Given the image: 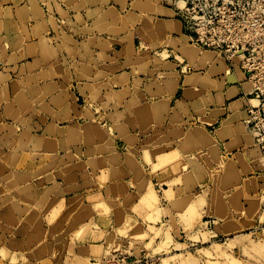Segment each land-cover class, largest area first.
Wrapping results in <instances>:
<instances>
[{
  "label": "rangeland",
  "instance_id": "374dc122",
  "mask_svg": "<svg viewBox=\"0 0 264 264\" xmlns=\"http://www.w3.org/2000/svg\"><path fill=\"white\" fill-rule=\"evenodd\" d=\"M12 1L14 10L15 8H20L19 4L22 0L20 2L19 0ZM40 1L41 10H43L44 14L48 15L49 24L51 25V30L48 35L49 39H43L39 42L41 49L48 40L49 48L57 46L58 51L66 50L68 57H71L73 63L67 66L63 58L61 61L55 60L46 51L37 54L28 49L29 45L34 42L31 40L36 39L37 36H42L43 32L40 29V24L27 27V21L21 20L20 15H17L21 23V29L7 32L0 25V44L3 45L1 50L4 58H7L9 54L12 55L10 61L14 63L12 71L15 72L12 79L9 76L0 79V105L6 99L5 114L8 115H6L8 117L7 119L12 123L8 125V129L15 138L20 136L21 139H27L28 136L38 135L39 137L42 136V138H45V141H54L53 148H51L46 146L45 141L37 142V139H31L32 137H29L32 140L31 148L34 150L33 154L30 155L25 152L24 158L17 165L14 160L12 162L14 167L12 171L8 167H1L3 162L5 164V161L0 162V264H89L85 260L75 259L73 257L70 251L71 249L68 248V238L73 233L77 240L85 237L90 233L92 228L96 229L98 226V224L91 222L92 216H94L93 214L97 213L102 217L103 213L109 211L110 206H116L118 204L108 199V189L105 192L108 201H105L101 195L104 184L109 182V172L106 171L107 166L108 164L118 166V169H111L114 180L118 178L119 171L123 166L121 164L122 156L125 157L123 163L127 164L131 170L135 166L141 168L134 160L139 148H142L145 154L149 153L154 158V170H162L166 173L165 175H169L167 172L171 170H176L177 173L181 174V172L177 171L178 168L181 171L182 168L186 170L191 166L199 172L203 171L205 173V176L199 175L197 177L201 179L199 183L193 181L191 176L185 178V181L183 180L185 185H187L186 187H188L187 197L185 196L186 198L182 200L184 203L192 202L195 199L197 204H205L208 200L216 206L219 203H229L232 209L235 207L234 203L238 202L241 206L233 209V216L226 212L225 215L227 214V216L223 215L220 222L215 219L204 218L202 223L196 224L197 227L194 228V231H192V228L195 225H187L186 228L191 232L188 234L189 239L184 237V233L181 234L182 238H180L179 232L174 228V237H172L170 235L173 230L172 227L168 226L166 228L163 223L158 230L155 229L154 225L150 227L151 234L149 235L143 231V225L137 224L134 219L130 218L127 220L126 225L118 231V234L120 236L131 234V239L125 238L122 240L123 237L117 238V233L111 231L108 246L114 252L107 254L104 259L105 264H264V206H262L264 203V111L257 112L253 116L254 122L252 124H246L247 117L243 108L244 106L240 110L241 118H243V123L247 130L244 129V132L249 138V140L245 139L247 142L245 144L247 146L246 148L253 149L254 152L252 153L255 154L254 157H252L254 154L251 156L247 154L246 159L243 157L242 163L243 165L250 163L256 165L257 170L262 175H257L250 164L243 171V176L247 177L242 178L239 175L237 182V178L232 182L223 175L227 169H233L235 167L236 163L234 161H238L242 157L239 151L231 153L232 148L239 147L240 145H227L226 150L222 153L214 141L213 136L214 129L217 125L207 129L205 133L201 129H196V139L188 138V142L178 145L184 155L189 157V162L185 163L183 160H180L182 165L179 163L180 167H177L178 157L175 153L177 149L174 147L172 141L182 135L187 137L190 134V137L193 136L192 130L186 131L183 129V125L185 124L177 116V109L181 107L182 102H179L180 104L177 103L176 107L173 106L171 109L166 107L167 110H164V106L162 105L163 108L161 110L154 114L152 113L150 117H145L146 119L136 112V107L140 103L150 105V109L153 110L155 107L154 103L161 105L162 102L157 103V101H164V99H169L173 95L172 88L175 87V83L171 82V80H173V77L178 78L179 74L176 72V66L182 63L183 60H187L176 45L178 42H182L183 46L190 47V43L181 37L177 39L178 35L168 37L166 34L158 31L159 25L175 23L171 18L157 17L159 14L162 15V2L172 4L174 1ZM7 2L9 0H1L0 8L2 6L6 7ZM234 3L237 6L235 13L236 23L240 28L249 27V33L254 35L257 41H259L249 51L256 49L254 53L262 61L264 59V0H234ZM11 9L7 10L10 11ZM71 15H74L73 18ZM83 17L89 21L99 18V22L109 18L111 20L110 24H106L108 25L109 32L114 35L123 34L122 40L120 41L106 39V42L110 44L123 43L133 33L137 48L130 53V60H127L123 66H114L112 62L123 56L121 53H114L112 51V58L107 57L105 54L109 50H103L99 46V43L104 41L103 38L105 37L95 27L91 29L87 28L86 21ZM141 18L143 19L141 20ZM103 25L105 24L103 23ZM51 31L54 33L52 34ZM142 31H145V35ZM38 33L39 35H37ZM86 35H91V37L87 39V42H84V36ZM32 45L34 46V44ZM71 45L75 48L81 45L80 49H85L89 55V60L87 61L84 56H80L79 52L76 54L72 52L71 54ZM193 46L191 47L200 53L201 51L210 53L208 66L206 65L200 71L190 68V70L185 69V73H183L184 76L189 77V84L186 85L185 95L187 98L197 101V103L196 101L193 103L195 112L202 114L205 111L207 112L210 106L217 105V103H210L211 92L213 95L217 92L213 88V83H207L205 81L206 69L209 66L211 68L219 67V71L215 72L212 77L215 76L214 79L216 80H221L220 78L223 77V87L224 84L233 83L235 76L233 69L229 71L230 65L227 64L226 67L222 58L215 57L208 50L203 51ZM24 47H26L29 57L33 58L37 63L35 68H40L39 62L42 61L41 69L47 71L49 75L48 78L43 80L54 77L51 71H49L50 69L57 72L59 70L63 71L64 69L65 74L61 77L63 78V83L50 81L54 85V88L51 90L42 88V91H46L47 93V91L61 89L65 93L68 92L72 88L70 81V75L72 73L77 80L78 90L81 93L83 91H89L90 96L85 97V102L81 100L76 102L73 95H70L74 99L73 106L76 103L79 106H75V108L80 111V117L85 119L89 118V120H82L79 123H75L76 125L83 124V126L79 127L77 125L79 128L61 129L60 131L62 133H58V135L53 133L49 134L47 128L42 129L47 120L45 117L40 116V113L48 114L50 111L48 109L49 106H53V108L55 106L59 107V104L56 103L54 98L46 100L43 97L32 102L38 106L36 109L33 107V113L31 112L29 116L31 119L33 117L37 118V122H39V124L35 125V131L25 127L29 111L25 110L23 112L22 100L17 94H13L15 92V85H19L20 88L27 86V84L20 83L21 81L17 82V80L23 76L26 67L28 70H31L30 65L26 63V56L28 55L24 54ZM89 47L100 49L96 60L94 51H88ZM145 47L148 48L145 49ZM119 49L118 47L117 50ZM7 50L10 52L7 53ZM166 50L170 52L167 53L165 52ZM107 60L113 66L105 67L101 65L98 73L96 62H104ZM25 63L26 66L23 65ZM237 63L238 61L235 60L234 71L241 80L248 83L247 92H249L252 89V83L243 78L241 70L236 65ZM16 66H20L18 70ZM188 66L191 68L195 67L189 62ZM123 67H130L133 74H137L131 88H125L126 90L124 92L122 91L123 88H120L121 90L114 89L113 86L106 84L102 86L100 84L101 79L106 78L109 74L122 71ZM103 69H106L105 74ZM140 74L143 75L140 76ZM202 75L204 78H201ZM54 78L52 80H55ZM57 78L59 77H56V80ZM7 81H11L10 86L6 83ZM142 83L145 84L144 90L148 97L140 93L139 88ZM159 88L164 90L163 93L158 91ZM9 90L12 94L10 97ZM120 91L123 93H119ZM102 92L104 93L103 95ZM178 93L180 95L181 92L179 91ZM28 94L34 99L33 90H29ZM241 97L243 101L241 100L238 108H241L242 102L244 105L245 101L252 98L246 97L244 99L243 95ZM207 102H209V106H206ZM229 102L226 101V106ZM253 103L256 104L255 101ZM16 105L17 107H15ZM91 105L95 107V113L98 117L90 111L89 106ZM16 108L18 110L14 112ZM11 109L13 113L8 114ZM20 111L22 113L19 115ZM171 111L174 117L167 122L168 115ZM188 114L187 108L185 107L184 115L188 116ZM134 117L138 120L139 129L144 131L145 135L142 137V141H140L139 129L133 122ZM188 120L193 121L191 115L188 116ZM177 124L180 125L179 128H177ZM71 134H74V136H71ZM55 135H57L56 138H54ZM243 135L239 134L238 137L243 138ZM112 141H116V145ZM41 142L43 149L42 145L40 146ZM124 147L126 148L125 150ZM245 150H242L243 156L247 152ZM166 152L167 154H165ZM92 155L97 158L93 157L91 159L90 157ZM103 155H107V158L102 159L101 156ZM80 156L88 157L89 159L85 162V159H79ZM73 162H78V164ZM227 163L230 166H228L229 168L227 167ZM243 165L241 166L243 167ZM101 168L103 169L101 170ZM22 169H24L23 173L20 172L23 171ZM49 170L55 173L47 178H43V174ZM76 171L83 173L81 177L77 178L75 175ZM88 171L90 172L89 174ZM134 173L135 179H137L145 175L146 172L140 170L139 173L136 171ZM56 180L61 182L63 186L67 185L65 191L75 194L74 196L80 191L81 187L76 186L74 188L68 185L76 184L77 180H80L84 185L83 187L89 190V194L97 193L95 195L91 194L87 198L88 204L92 203L95 205L92 208L88 206L84 207L83 200L78 197L66 201V192L59 189L60 184H56L51 191L58 189L59 195L61 197L64 196V198L60 201L57 199L49 200L51 193L50 190L49 192L46 191L45 185L53 184L57 182ZM31 181L37 187L32 186ZM207 184H210L209 189ZM34 188H37V191H34ZM114 188L115 184L113 183L111 184V189L114 190ZM137 189L138 192L136 194L133 193L131 196L127 195L123 199V205L129 207L131 202L137 199V194L144 193L146 188L145 186H140ZM238 189L239 196H236L238 198L236 200L232 196L234 197ZM40 194H42L41 199L36 200L38 199L36 196H40ZM181 194L185 195V193L178 192L177 196ZM139 203L152 210L159 205V198L157 194L152 193L148 189L143 197L139 199ZM31 205L35 207L33 208L34 212L31 211ZM190 208L192 209L190 210L188 208L187 213L192 214L194 212L193 215H195V206H190ZM238 208L243 209L239 210ZM250 210L251 212H249ZM82 212H86L87 214ZM261 212L262 215L259 216ZM42 215L47 223L43 221ZM248 219L251 220L249 221ZM52 222H56L53 227H51ZM65 224H68L67 228L60 239H58L56 236L64 228ZM100 224L107 226L105 223H102V220H100ZM127 231L129 232L127 233ZM233 232H235L234 235H230ZM102 233L103 235L105 234L104 232ZM221 233H224L225 237L221 236ZM184 252H189L192 255H181ZM94 264H100V262L96 261Z\"/></svg>",
  "mask_w": 264,
  "mask_h": 264
},
{
  "label": "crops",
  "instance_id": "0c3cea01",
  "mask_svg": "<svg viewBox=\"0 0 264 264\" xmlns=\"http://www.w3.org/2000/svg\"><path fill=\"white\" fill-rule=\"evenodd\" d=\"M19 2H20V0H19ZM13 5H14L13 1L9 0V2H7V4H6V7L2 6L0 8V25L2 26L1 28L7 32L21 29V23H20V20L17 18V15H20L21 20H24L25 22L27 21L26 22L27 27L28 26H34L37 22H39L38 24H40V29L43 32L42 36H37L36 39L32 38L33 40H31V41H34L32 43V44H34V46L32 44H30L28 49L32 50V52H36L37 54L46 51L47 53H49V56L55 60L61 61L62 58L65 59V61H66L65 63L67 64V66H70L73 63V60L71 59V57H68L66 50L65 51H58L57 46L49 48V45L47 42L48 40L46 41V44L42 49L39 45V42L41 40L49 39L48 35H49V31L51 30V25L49 24V17H48V15L44 14L43 10H41V6H40L41 1L40 0H22V2L19 4L20 8H18V9L15 8L16 11L12 7ZM10 8H12L10 11L7 10ZM161 12H162V15L159 14L157 17L161 16L162 18H171L175 21V23L173 22V24L168 23L166 25H159L160 27H159L158 31L162 32V34H166L168 37H171L172 35H175V36L178 35L177 39H180V37L183 38L182 36L184 35L187 38V42H188V37L185 34L183 24L181 23V21L177 17H175V13H174L172 4L162 2ZM73 16L74 15H71L72 18H73ZM83 18L86 21L85 23H86L87 28L91 29L92 27H95L96 30L99 31V33H101V35H103L105 37V38H103L104 41H101L99 43V46L103 50H109L105 54L107 57L109 55V58L110 59L112 58V51L114 53H119V54L121 53V55L123 56V57L112 62V64L114 66H116V65L123 66L125 64V62H127V60H130V56H131L130 53H132V51H134V49L137 48L135 45V38L133 36V33L123 43L110 44V43L106 42V39L110 40V41H120V40H122L123 34L114 35V34L109 32V28L107 27L108 25H106V24H110L111 20L109 18H107L106 20H101L100 22H99V18L96 19L97 21L96 20H90L89 21V20L85 19V17H83ZM146 18H148V17H146ZM142 19L143 18H141V20ZM103 23L105 25H103ZM51 32H52V34L54 33L53 31H51ZM142 32L145 35V31H142ZM37 35H39V33ZM84 37H85L84 42H87V39L90 38L91 35H86ZM84 42H82V43H84ZM178 43L176 45L177 48L185 56V53L183 51L184 47H183L182 42H178ZM2 46L3 45L0 44V79H2V78L4 79L6 76L11 77V79H12V77H14V75H15V72L12 71L14 68V63H13V61H10L12 55L9 54V56H7V58H4L2 50H1ZM116 47H117V49H118V47L120 49L117 50ZM80 48H81V45H78L76 48L71 45V47H70L71 54H72V52L75 54L77 52H79L80 56H84L85 59L88 61L89 55L86 53L85 49H80ZM147 48L148 47H145V49H147ZM99 50L95 49L94 47L88 48L89 52L94 51L95 60H96L97 55L99 54ZM9 52L10 51L7 50V53H9ZM23 52H24V54L28 55L26 47H24ZM28 52L30 53V51H28ZM165 52L168 53L170 51L166 50ZM26 57H27L26 63H28L30 65L31 70H28L26 67L23 76L19 80H17V82L21 81L20 83H23V84L28 83V84H27V86H22V88H20L19 85H15L14 86L15 92L13 93V94H17V96L22 100L23 112L25 110L29 111L28 115H27V123H26L25 127L27 129L31 128V129H33V131H35V128H36L35 125L39 124V122H37L38 121L37 118L33 117L31 119L29 116L31 115L30 114L31 112L33 113V107L36 109L38 106L36 104H33L32 102H34V100H36V99H42L43 97L46 100L47 99L49 100L50 98H54L56 100L57 104H59L60 102H62V103L59 104V107L55 106V108H53V106H49L48 103H46L49 106L48 109L50 110L49 111L50 114L49 113L48 114L40 113V116L45 117V119L47 120L46 124L44 125V128H42V129H45V128L49 129L48 127H50V126L53 127L54 129H57V131H59L60 129H65V128L73 129V128H77L75 123H79V121H82V120H87V119L89 120V118L85 119L83 117L78 116V113L80 111L77 108H75V106L76 107H79V106L77 103L74 104L75 106H73V104H72L74 99L71 98V96H70L71 94L76 99V102H78L80 100L85 102V97L90 96L89 91H83L82 90L83 88H82L81 90L83 91V93H81L78 90L77 80L74 78L73 73L70 75V81L72 83V88L69 90V92L65 93L61 89H57L54 91H47V93H46V91H42V88H45L46 90H51L54 88V85L50 81H53L54 83H56L55 81H57L58 83H63V81H62L63 78H61V77L65 74L64 69H63V71L59 70L58 72L52 71L50 69L49 71H51L52 75L55 78L56 77H59V78H57V80H56L54 77H52V78H50L51 80L50 79L43 80L45 78H48L49 75H48L47 71H43V69H41L42 61L39 62L40 68H35V66L37 65L35 60H33V58L29 57V55ZM187 60L186 59L183 60L182 63L177 64V66H176V72H178L179 74H178V78L173 77L172 78L173 80H171V82L175 83V87L172 88V93L174 92L173 95L169 99H164V101H161L160 98H159V100L161 102H166L167 107H169V109H171V107H173V106L176 107L177 103L182 102L181 107L177 109V116L185 124V125H183V129L186 131L193 130V129H195V130L196 129H199V130L204 129L206 131L207 129L211 128L212 126L217 125V127L214 129L213 136H214V141L217 143V145L221 149L222 153H224V151L226 150L227 145H229V146L240 145L239 147L232 148V150H231V153H234V152L236 153V151H239V154H241L242 157H240L238 159L239 162L234 161V163H236V165L233 169L232 168L227 169L226 172L229 173L227 176H228L230 181L234 182L235 179L237 178L236 179V182H237L239 175L242 178L247 177V176H243V171H244V169L247 168L246 166L250 165V164L253 168V171H255V173H257V175H262V173L259 170H257L256 165H253L252 163L247 164V165L246 164L243 165V163H242L243 162L242 161V159H243V154H242L243 151L242 150L243 149L248 150V148H246V145H245L247 143L245 138H244L245 135H243L244 137L242 136L244 139L241 137L240 138L238 137L239 134H246L244 132L246 130V128L244 126L243 118H241V112H240V110L242 109V106H243V102L241 104V108H239L237 111H235L236 113H234L230 107V103L232 100L240 99V101L241 100L243 101L241 95L248 93L247 92V84L248 83H245L244 80H241V78L237 75V73H235V71H233L234 76H235V81L231 84H228V83L226 85L224 84V87H223V80H222L223 77L220 78L221 80H216V79H214L215 76H213V77L211 76L212 80L217 81V83H215L217 88L215 87V85L213 86L214 90H216L217 93L215 95H213V93L211 92L210 103L211 104L217 103V105L216 106H210L208 108V111L207 112L205 111L202 114L196 113L195 107L193 106V103L196 100L187 98L185 95V90L187 88L186 85L189 84V77L184 76L183 73H185V69H188V70L197 69V71H200V70H202V68H204L206 66H202V65H200V63L199 64L197 63L195 65L192 64L196 68L195 67L191 68L188 66V62L190 64H191V62L189 61L188 58H187ZM26 63L23 65L26 66ZM96 63H97L96 65L98 68V71H97L98 73H99L101 65H104L105 67L113 66V65H110L111 63L108 60L104 61V62L97 61ZM225 65L227 67L226 63H225ZM19 67L20 66H18V67L16 66L17 70L19 69ZM210 69H211V67L209 66L206 69V71L210 70ZM17 72H19V71H17ZM103 72L105 74L106 69H103ZM142 75L143 74H140V76H142ZM37 76H38V81H37ZM29 77H30V79H29ZM136 77H137V74H133V71L131 70L130 67H123L122 71H118V72L109 74L106 78L101 79L100 84L102 86H104L105 84L108 86H113L114 89H120V88L122 89L123 88L122 91L125 92V90H126L125 88H131ZM53 78L55 80H52ZM185 78H187V79L185 80ZM201 78H204V76L202 75ZM27 79L33 80V81L32 82L31 81L26 82V81H28ZM11 81H13V80H11ZM85 81H86V78H85ZM10 82L7 81L6 83L10 86ZM17 82H15V84H17ZM144 85L145 84L142 83L139 90H140L141 94L148 97V95L145 93ZM176 87H177V89H176ZM29 90H33L34 99L31 98L30 95L28 94ZM122 91H120L119 93H121ZM158 91L163 93L164 90L159 88ZM179 91L181 92L180 95L178 93ZM230 91L233 92V96L228 98L227 93ZM8 92H9V97H10L12 94H11L10 90ZM103 94L104 93L102 92V95ZM178 97H179V99H178ZM64 98H66V99H64ZM226 101H230L227 106H226ZM6 103L7 102L5 99V100H3V102L0 105V162L2 163L3 161H5V164L3 162L2 163L3 166L1 165V167H4L6 165L5 167H8L9 170L12 171L14 169V167L12 165V162L14 160L16 161L15 164L17 165L19 163V161L24 158V155L26 153H29L30 155L33 154L34 150H32V148H31V144H32L31 139H33V137L31 135V136H29V137H32L31 139L29 137L27 139H21L20 136L15 138L11 135V131L8 129L9 128L8 125L12 124V123L9 122V120L7 119L8 115L5 114V108L7 105ZM196 103H197V101H196ZM206 106H209V102H207ZM15 107H17V105ZM185 107L187 108V111L189 113L188 116L191 115L193 118V121H189L188 116L184 115ZM89 109L95 116L98 117V115H96V113H95V107L94 106H92V105L89 106ZM17 110H18V108H16V110L14 112H16ZM202 110H204V108H202ZM12 113H13V111L11 109V111L8 114H12ZM21 113H22V111L19 112V115ZM168 117L169 118L167 119V122L172 117H174L172 111L169 113ZM230 117L231 118L233 117L232 125L227 128V126H225V124L223 122L228 120V118H230ZM126 118H127V116H126ZM134 118L135 119H133V122L135 123V126L138 127V129H139L140 126H139L138 120L136 119V117H134ZM201 120H203V121H201ZM77 125L83 126V124L82 125L77 124ZM176 126H177V128H179L180 125L177 124ZM176 126H175V128H176ZM233 130L236 132V134L237 133H239V134L234 135ZM220 132H223V133L219 134ZM138 133H139V137L141 138L140 141H142V137H144V135H145L144 131L139 129ZM57 135H58V133H57ZM57 135H55L54 138H56ZM71 136H74V134H71ZM182 136H184V135H182ZM182 136L178 137V139H176L172 142H173L174 147H176V149H177L175 152L176 156L178 158H181L185 163H188L189 157L188 156L186 157L184 155L183 151L178 146L180 144H184V143L188 142V140H187L188 137H186V136L182 137ZM71 138H74V137H71ZM112 142L114 145H116V141H112ZM42 149H43V145H42ZM125 149L126 148L124 147V150ZM39 152H42V151H39ZM49 154H51V153H49ZM165 154H167V152ZM93 157H95V156L92 155L90 158L92 159ZM95 158H97V157H95ZM101 158L106 159L107 155H103V156H101ZM79 159H85V162H87L89 158L84 157V156H80ZM124 160H125V157L122 156L121 157V164L123 166L121 167V169L119 171L118 178H116L115 180L113 179V176H112L113 174L111 173L112 172L111 169L112 170L118 169V166L117 165L111 166L108 164L106 171L109 172V180H108L109 182L104 184L103 189L101 191V195L105 199V201L106 200L108 201V199H109L110 201L117 202L118 204L116 206H110L109 211L107 213H103L102 217L100 214L94 213L93 214L94 216H92L91 222L94 224H98V226L96 229L92 228L90 233H88L85 237L77 240V238H75L74 233H73L68 238L69 239L68 248L71 249L70 251L73 254V257L75 259L85 260L89 264H94L96 261L100 262V264H105L104 259L106 258L107 254L110 252H114L113 249L108 246L109 235H110L111 231H114L115 233H117L116 234L117 238L123 237L122 240L125 238L131 239V236H130L131 234H127V236H120L118 234V231L121 230L123 228V226L126 225L127 220L130 218L134 219V221L137 224L143 225V231L145 233H148L149 235L151 234V232L149 230L150 227H152L154 225L155 229L158 230L161 228V224L163 223L166 228L168 226H171L172 229L173 228L177 229V231L179 232L180 238H182L181 234L184 233V235H185L184 237L186 239H189L188 234L191 232H189L188 229L186 228L187 225H190V224L195 225L192 228V231H194L195 230L194 228L197 227L196 224H198L200 222L202 223L204 218L215 219V220L220 222L221 217L223 215H225L226 212L230 213L233 216L234 211H233L231 205H229V203H226V204L219 203L216 206L208 200L205 202V204H199V203L197 204V201H195V199L192 200V202H188V203H184L182 201L183 199H185L187 197V191H188V187H186L187 185H185V183H184L185 178H187L188 176H191V178H193V181H197V183H199V182H201V179H198L197 177L199 175L205 176V173L203 171L199 172L198 170H196L194 167L191 166L190 168H188L186 170H184L182 168L181 171L179 168L177 171L181 172V174L177 173L176 170L175 171L171 170L170 172H167L169 175H165L166 173H164L162 170H159V169L156 171L154 170V165H155L154 158L149 153L145 154V152L142 150V148H139V150L137 151V155L134 157L135 162L137 164H139L141 168H137L135 166V168L133 170H131V168H129L127 164L123 163ZM73 163H75V162H73ZM240 163H241V165H243V167L241 165H239ZM75 164H78V162ZM75 164H72V165H75ZM109 166H111V167H109ZM228 166L229 165H227V167ZM102 169L103 168H101V170ZM137 169H140L141 171L143 170L146 173H145V175L135 179L134 171L137 172ZM22 170L23 171H20L21 173L24 172V169H22ZM54 173H55L54 171L52 172L51 170H49L47 173L43 174V178H47L48 176H51ZM89 173L90 172L88 171V174ZM81 174H83V173L80 171L75 172V175L77 176V178L81 177ZM76 176H75V178H76ZM178 181H181L182 183L178 182ZM207 182H208V180H207ZM31 183H32V186L34 185L37 187V185L33 184L32 181H31ZM113 183L115 184L114 190L111 189V184H113ZM56 184L61 185L59 188L61 191L62 190L65 191V187H67V185L63 186L61 184V182H59V181H57L53 184H50V185L46 184L45 185L46 191L49 192V190H50V193H51V196H49V200L57 199L60 201L62 198H64V196L61 197L59 195L58 189H54L51 191V189ZM68 186L74 187V188L76 186H79V187H81V189H80V191H78V193H76V196H74L75 194H73L69 191H65L66 195H67V196L65 195L66 201H68V199L78 197V198H81L83 200V206L84 207L88 206V207L92 208L95 205L92 203L88 204L87 198L89 197V195H91V194L95 195L97 193H90L89 194V190H87L85 187H83L84 185L80 182V180H77L76 184L73 183V184H70ZM140 186H145L146 189H145L144 193H146V191H148V189H149L152 193L157 194V196L159 198V205H157V207H155L154 209L151 210V209L147 208L145 205H141L139 203V199L143 197L144 193H138L137 199H134L131 202V204L129 205V207H126L125 205H123V202H124L123 199H125L127 197V195L131 196L133 193L136 194L138 192L137 188ZM209 188H210V184L208 185V189ZM106 189H108V191H109V195L107 196L108 199L106 198V193H105ZM34 191H37V188H34ZM178 192L185 193V195L181 194L180 196H177ZM236 193L238 194L239 191ZM184 196H186V197H184ZM41 197H42V194H40V196H36V198H38L36 200L41 199ZM247 199H249V198H247ZM187 206L188 207L189 206H195V209H194V211H196L195 216L193 215L194 212L192 214L187 213L188 212ZM262 206H264V203ZM30 207H31V211L34 212L33 208H35V207L32 205ZM84 211H86V209H84ZM84 214H87V213L84 212ZM261 215H262V212L259 216H261ZM82 216H84V215L82 214ZM225 216H227V214ZM42 219L44 222H46L43 215H42ZM100 220H102V223H105L107 226L101 225ZM53 223L54 222H52L51 227H53V225H55L56 222L54 224ZM67 225L68 224H65L64 228L56 236L58 239H60L61 235L65 232ZM79 225H82V224H79ZM174 229L171 231V234H170L172 237H174V232H173ZM239 230H240V228H239ZM129 231H127V233ZM102 232H104L105 234L103 235ZM234 233L235 232L231 233L230 235H234ZM221 236L225 237V234L221 233ZM175 238L177 239V237H175ZM188 249H190V248H188ZM188 254H191V253L184 252L181 255L186 256Z\"/></svg>",
  "mask_w": 264,
  "mask_h": 264
},
{
  "label": "built area",
  "instance_id": "2783aa9c",
  "mask_svg": "<svg viewBox=\"0 0 264 264\" xmlns=\"http://www.w3.org/2000/svg\"><path fill=\"white\" fill-rule=\"evenodd\" d=\"M173 1L175 17L183 24L190 44L222 58L230 65L229 71H234L235 60L238 61L236 65L243 78L252 83V89L243 95L244 99L253 98L243 105L247 116L245 123L252 124L253 116L264 111V59L259 60L254 53L256 49L249 51L259 41L249 33V27L240 28L236 23L237 6L234 0Z\"/></svg>",
  "mask_w": 264,
  "mask_h": 264
},
{
  "label": "bare ground",
  "instance_id": "6f19581e",
  "mask_svg": "<svg viewBox=\"0 0 264 264\" xmlns=\"http://www.w3.org/2000/svg\"><path fill=\"white\" fill-rule=\"evenodd\" d=\"M127 3V2H126ZM123 19V18H122ZM122 21V20H121ZM38 23L39 22H37L36 24L38 25ZM124 23V22H123ZM35 24V25H36ZM14 26V25H13ZM2 27V26H1ZM9 27V26H8ZM166 28V27H165ZM132 31V30H131ZM183 37V39H185L186 41H187V38L183 35L182 36ZM104 45V44H103ZM191 46H193V45H191L190 44V47H186V46H183L184 47V49H183V51H184V53H185V56L189 59V61L191 62V64H193V65H195V64H199L200 63V65H202V66H206V65H208V62H209V60H210V53L209 52H202L201 50V53L199 52V51H197V50H195V49H193ZM193 47H195V46H193ZM197 48V47H196ZM204 51V50H203ZM116 55H118V54H116ZM108 57H109V55H108ZM212 61V60H211ZM111 65V64H110ZM42 71V70H41ZM219 71V67L218 66H216L215 68H211L210 70H207V71H205V81L207 82V83H209V82H211V83H213L214 85H215V83H217V81H215V80H212V75L215 73V72H218ZM221 71V70H220ZM225 71H227L226 69H225ZM226 74H227V72H225ZM120 76V75H119ZM226 76V75H225ZM29 79H30V77H29ZM56 79V78H55ZM197 79V78H196ZM28 80V79H27ZM40 80V79H39ZM120 80V79H119ZM23 81V80H22ZM29 81H33V80H28V81H26V82H29ZM36 81V80H35ZM37 81H38V76H37ZM50 81V80H49ZM215 81V82H214ZM53 82V81H52ZM28 84V83H27ZM48 84V83H47ZM120 84V83H119ZM197 85V84H196ZM220 85V84H219ZM215 87L217 88V86L215 85ZM50 88V87H49ZM40 89V88H39ZM48 89V88H47ZM207 91H209V90H207ZM69 92V91H68ZM206 96V95H205ZM231 96H233V92H228L227 93V97L228 98H230ZM64 99H66V98H64ZM161 103V101H157V103ZM240 99H235V100H232L231 101V103H230V107H231V110L234 112V113H236L235 111H237L239 108V104H240ZM60 103H62V102H60ZM59 103V104H60ZM151 103V102H150ZM154 103V102H153ZM163 103V104H162ZM161 103V105H157L156 103H154L155 104V107L153 108V110L152 109H150V105H148V104H141L140 103V105H138L137 107H136V112H137V114L139 113V115L140 116H142V117H150L151 116V114L153 113H156L157 111H159V110H161L162 108H163V106H164V110H167L166 109V107H167V103L166 102H162ZM152 104V103H151ZM63 105V104H62ZM163 105V106H162ZM258 105V104H257ZM162 106V107H161ZM163 111V110H162ZM239 112V111H238ZM78 116H80V112L78 113ZM164 117V116H163ZM162 117V118H163ZM146 119V118H145ZM233 119V117L231 118H228V120H226V121H224L223 123L225 124V126H227V128L229 127V126H231L232 125V120ZM164 120V119H163ZM240 123V122H239ZM49 125V124H48ZM47 125V126H48ZM46 126V127H47ZM76 127H77V125H76ZM80 127V126H79ZM79 127H77V128H79ZM85 127H86V125H85ZM3 128V127H2ZM49 129H47L48 130V133L49 134H51V133H53V134H57V133H62L60 130L59 131H57V129H54L53 127H48ZM82 128V127H81ZM202 131H203V133H205V130L204 129H201ZM193 132H192V137H190V134H189V136H187L188 138H190V139H196L197 138V134H196V130L195 129H193L192 130ZM24 132V131H23ZM90 132V131H89ZM91 133V132H90ZM221 133H223V132H220L219 134H221ZM92 134V133H91ZM233 134L234 135H238L239 133H237L236 134V132L233 130ZM87 135V134H86ZM88 135H90V134H88ZM245 135V139H248L249 140V138L247 137V135L246 134H244ZM249 136V135H248ZM29 137V136H28ZM32 137L34 138V139H37V142L38 141H45V138H42V136H33L32 135ZM182 137H184V136H182ZM209 137V136H208ZM42 140H41V139ZM51 139V138H50ZM50 139H48V140H50ZM194 141V140H193ZM46 142V146L47 147H51V148H53V144H54V141H52V140H50V141H45ZM247 144V143H246ZM42 145V142H41V144H40V146ZM214 146V145H213ZM247 147V146H246ZM249 147H251V146H249ZM205 148V147H204ZM247 152H246V154L243 156L245 159H246V157H247V154H250V156L251 155H253L254 153H252V152H254V150L253 149H248V150H246ZM255 156V154L252 156V157H254ZM180 160L182 161V159H177V161H178V163H177V167L179 166V163H180V165H182L181 164V162H180ZM230 160V159H229ZM116 162V161H115ZM227 165H229L228 163H227ZM6 166V165H5ZM120 167V166H119ZM180 167V166H179ZM41 170H42V168H40ZM179 169V168H178ZM177 169V170H178ZM140 172V169H139V171H137V173H139ZM229 173H225L223 176L224 177H226L228 180H229V178H228V175ZM224 180H225V178H223ZM222 179V180H223ZM223 180V181H224ZM43 188V187H42ZM239 191V189L236 191V192H238ZM235 192V195H234V197L232 196V198H234V199H238L236 196H239L237 193ZM244 196V195H243ZM185 197V196H184ZM245 197V196H244ZM181 198V197H180ZM147 199V198H146ZM146 199H144V200H146ZM235 200V202H237ZM154 201H156V200H154ZM146 204H147V202H146ZM230 205V204H229ZM234 205H235V207H240L241 206V204L239 203L238 204V202L237 203H234ZM258 206V205H257ZM188 207V206H187ZM234 207V208H235ZM190 210L192 209V208H190V206L188 207ZM233 208V209H234ZM235 209H237V208H235ZM239 209V208H238ZM243 208H240L239 210H242ZM188 210V209H187ZM234 211V210H233ZM247 211V210H246ZM242 212V211H241ZM249 212H251V210L249 211ZM82 213H84V212H82ZM242 213H244V212H242ZM248 214V213H247ZM193 216V215H192ZM195 216V215H194ZM151 217V216H150ZM248 217L250 218V216L248 215ZM245 218V217H244ZM254 218V217H253ZM191 220V219H190ZM249 220V219H248ZM251 220V219H250ZM249 220V221H250ZM239 225V224H238ZM167 240V239H166ZM167 241H169V240H167ZM166 242V241H165ZM166 246V245H165ZM108 253V252H107Z\"/></svg>",
  "mask_w": 264,
  "mask_h": 264
}]
</instances>
